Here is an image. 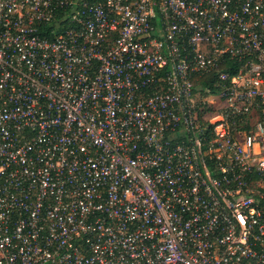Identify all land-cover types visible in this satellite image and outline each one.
<instances>
[{
    "label": "built area",
    "instance_id": "2783aa9c",
    "mask_svg": "<svg viewBox=\"0 0 264 264\" xmlns=\"http://www.w3.org/2000/svg\"><path fill=\"white\" fill-rule=\"evenodd\" d=\"M0 264H264V0H0Z\"/></svg>",
    "mask_w": 264,
    "mask_h": 264
},
{
    "label": "trees",
    "instance_id": "16d2710c",
    "mask_svg": "<svg viewBox=\"0 0 264 264\" xmlns=\"http://www.w3.org/2000/svg\"><path fill=\"white\" fill-rule=\"evenodd\" d=\"M59 32V31H58Z\"/></svg>",
    "mask_w": 264,
    "mask_h": 264
}]
</instances>
